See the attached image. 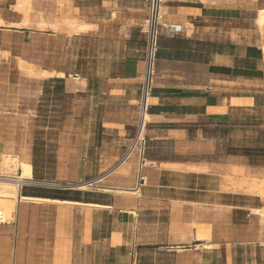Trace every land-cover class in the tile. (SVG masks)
Listing matches in <instances>:
<instances>
[{"label":"crops","instance_id":"0c3cea01","mask_svg":"<svg viewBox=\"0 0 264 264\" xmlns=\"http://www.w3.org/2000/svg\"><path fill=\"white\" fill-rule=\"evenodd\" d=\"M261 9L163 0L140 164L119 161L137 122L146 0H0V157L32 166L0 222V264H264ZM52 84L56 144L21 152L22 101Z\"/></svg>","mask_w":264,"mask_h":264},{"label":"rangeland","instance_id":"374dc122","mask_svg":"<svg viewBox=\"0 0 264 264\" xmlns=\"http://www.w3.org/2000/svg\"><path fill=\"white\" fill-rule=\"evenodd\" d=\"M61 91L62 87L59 84L46 85L42 92L28 93L26 100L22 101L18 131L21 152L29 151L32 141L56 144ZM147 118L149 119L148 116Z\"/></svg>","mask_w":264,"mask_h":264},{"label":"built area","instance_id":"2783aa9c","mask_svg":"<svg viewBox=\"0 0 264 264\" xmlns=\"http://www.w3.org/2000/svg\"><path fill=\"white\" fill-rule=\"evenodd\" d=\"M163 0H146L147 17L145 20L144 34L145 50L143 71L140 76L139 99L137 103V122L134 135L119 162L125 161L132 154H136L139 163H144V153L146 150L145 129L148 124L149 99L153 91L154 68L156 58V47L159 36L158 27L160 25L161 4Z\"/></svg>","mask_w":264,"mask_h":264},{"label":"bare ground","instance_id":"6f19581e","mask_svg":"<svg viewBox=\"0 0 264 264\" xmlns=\"http://www.w3.org/2000/svg\"><path fill=\"white\" fill-rule=\"evenodd\" d=\"M18 7H19V5H18ZM75 23H76V21H75ZM257 23L259 26L263 27V25H264V9L259 10L258 17H257ZM87 29H88V26L86 24L85 25L79 24L76 27V31L77 30L78 31H85ZM18 64H19V62H18ZM21 66H22V64H21ZM28 67L29 66L26 67L23 65L21 68H24V70L27 72V74L36 76L38 78L41 76H48L49 77V75L46 73V71L42 72L41 74L40 73H34L30 69L31 67L30 68H28ZM58 76L63 77L64 75H63V73H59ZM72 77H73V75H72ZM31 175H32V166L27 160L21 158L20 156H18L16 154L5 153L2 155V157H1V173H0V222L8 219V217L10 216V213L14 210L16 201L18 199L19 187L21 186L20 184L29 180L31 178ZM134 193H136V192H134Z\"/></svg>","mask_w":264,"mask_h":264}]
</instances>
